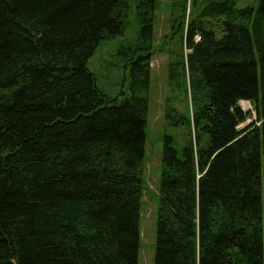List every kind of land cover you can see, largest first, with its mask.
Instances as JSON below:
<instances>
[{
	"label": "trees",
	"instance_id": "obj_1",
	"mask_svg": "<svg viewBox=\"0 0 264 264\" xmlns=\"http://www.w3.org/2000/svg\"><path fill=\"white\" fill-rule=\"evenodd\" d=\"M0 0V264H138L156 0ZM174 0L155 264H264V0ZM254 105L256 119L244 126Z\"/></svg>",
	"mask_w": 264,
	"mask_h": 264
},
{
	"label": "rangeland",
	"instance_id": "obj_2",
	"mask_svg": "<svg viewBox=\"0 0 264 264\" xmlns=\"http://www.w3.org/2000/svg\"><path fill=\"white\" fill-rule=\"evenodd\" d=\"M252 0H240L238 6L242 7ZM128 24L123 34L112 40L102 42L88 61V68L93 71L98 85L110 95H116L120 86L117 84L121 77V70L116 65L114 54L122 43L133 41L139 30L136 20L137 0L131 1ZM153 26V54L151 57V86L149 90L148 126L146 129V156L144 161V185L141 206V240L138 264H155V247L157 235V214L159 207V187L162 171L164 150V137L174 136L176 145L181 148L184 143L187 128L172 126L167 122L165 110L169 96L170 101L177 106L179 112L191 114L192 99L181 90H172L168 79L169 51L173 50V58L177 57V38L170 42L172 29L171 18L174 0H156ZM239 105L244 111H251L250 118L240 126H244L256 119L254 105L250 101L242 100ZM263 203H264V164H263ZM264 228V216H263Z\"/></svg>",
	"mask_w": 264,
	"mask_h": 264
}]
</instances>
